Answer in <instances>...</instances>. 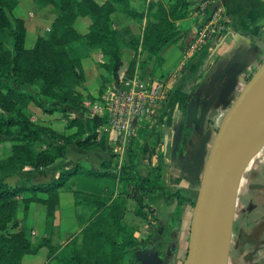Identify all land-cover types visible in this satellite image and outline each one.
I'll return each instance as SVG.
<instances>
[{
  "label": "trees",
  "instance_id": "obj_1",
  "mask_svg": "<svg viewBox=\"0 0 264 264\" xmlns=\"http://www.w3.org/2000/svg\"><path fill=\"white\" fill-rule=\"evenodd\" d=\"M33 1L38 7L55 6L57 15L48 35L38 37L32 48H26L27 29L24 20L20 17L10 18L7 13L16 7L17 0H0V139L12 143L10 155L0 160V264H22V258L26 254L35 253L41 246H47L50 253L56 249L49 244L48 236L33 243L31 234L18 227V195H22L24 210L29 209L35 202L44 205L46 223L49 225L58 205V191L66 185L69 178L80 173L92 179L116 176L112 171L115 156L111 155L107 161L101 163L98 172L82 169L76 164L72 168L61 169L58 177L50 181L30 182L27 185H10L5 181L8 177L20 175L25 169L33 172L62 160L66 156V146L70 143L75 142L76 146L83 149L107 147L105 137H98L97 133L98 126L107 122L106 114L77 118L70 117L66 109L55 107L57 103L82 110L86 108L85 96L77 89L85 78L82 57L76 56L71 45L83 40L91 52L99 51L108 57L100 67L109 76L101 75L100 79L102 84H109L116 79L122 66L120 43L117 30L113 27L112 14L119 10L138 21L145 16L146 22L141 34L132 39L128 46L137 52V46L140 45L141 51L147 56L144 59L138 57V62L131 63L127 72L131 73L136 65L142 68L153 61L151 76H154L163 63L160 51L179 37L177 21L188 16L190 3V0H168L166 3L162 0H148L144 13L131 10L128 0H106L103 3L95 0ZM208 11L211 12L209 9ZM78 17H87L90 20L85 33L79 32L75 27ZM257 67L245 74L246 81ZM23 86L36 87L42 96L54 101L55 105L49 111L62 112L66 119V128L75 127L76 130L58 133L49 126L32 121L23 108L32 101L40 102L36 94L21 89ZM184 117L185 113L182 119ZM46 136L52 138L54 143H48L47 149H37L36 141H43ZM139 165L140 157L129 145L127 160L120 167L121 180L132 183L136 203L134 214L147 219L153 215V210L145 203V199L156 191H160V194L162 192V195L167 193L161 182L163 164L153 167L147 175L140 172ZM86 184L90 185L89 190L92 193L100 192L96 181H86ZM180 191L176 190L168 195L181 199ZM27 193L31 195H24ZM110 193L111 191L108 194ZM78 195L79 192H75L76 198ZM85 197L94 198L91 193ZM94 199L96 203L90 216L78 219L81 230L75 237L80 243L72 248L65 263L124 264L125 257L131 251L129 264H138L139 259L135 252L140 250L142 243L137 242L134 235L137 226H129L123 222V200L108 197ZM190 204L193 206L194 202L191 201ZM180 206L178 200V213L181 211ZM68 245L73 246V243Z\"/></svg>",
  "mask_w": 264,
  "mask_h": 264
},
{
  "label": "crops",
  "instance_id": "obj_2",
  "mask_svg": "<svg viewBox=\"0 0 264 264\" xmlns=\"http://www.w3.org/2000/svg\"><path fill=\"white\" fill-rule=\"evenodd\" d=\"M96 1L103 3L106 0ZM216 2H219V6L216 8L221 12L225 28L223 32L213 35L202 49L195 53L188 50V44L196 35L195 17L188 16L177 21V25L180 28L179 37L168 43L160 51L163 63L156 75L151 76L153 61H150L142 68L137 65L134 68V70L138 69V73L146 82L160 81L166 92L154 121L141 128L138 131L137 137L129 144L131 148L136 147V153L140 157L139 170L141 173L147 175L151 173L153 167L161 165V163L163 164L161 182L164 186L163 190L167 193H163L162 195L161 192L158 196H150L148 200L145 199V203H148L153 210L155 216L154 223L158 226L159 224L163 225L167 218L170 220L177 205L176 197L169 196L168 193L171 194L176 190L182 189L183 179L189 181L195 179L190 165L191 158L200 148V144H202L206 133L210 131V138L205 143V150L207 149L211 143L214 130L217 128L226 110L222 104L211 105L203 120L202 128L199 129V125L195 124L194 120L190 121L192 122L190 125L185 123L188 104L198 95L196 117H199L203 105L208 100L207 97L213 94V86H211L208 77L216 69L219 62L228 61L237 56L238 67L241 68V71L237 77L235 90L231 95L233 100L245 83V74L251 71L257 62L264 59V0H211L210 5ZM147 3L148 0H128L129 8L137 12L145 13ZM19 5L18 2L16 6ZM24 8L26 17L20 18L24 20L28 31L30 23L38 21L36 15L38 11L34 4L30 6L25 5ZM112 21L113 27L117 30V39L120 43L122 55V66L118 70L119 72L120 70L127 69L131 63L138 62V57L144 59L147 56L145 52L141 51L140 45L137 46V52L128 46V43L132 39L141 34L146 17L144 16L141 21H138L117 10L112 14ZM107 59L108 57L99 51H93L81 58V65L85 76L80 86L83 90L82 92L88 91L94 94L95 89L98 86L100 87V76H109L100 67ZM132 72H127V74L131 75ZM116 80L117 77L112 81ZM96 102L85 100V110L74 108L78 112L76 115L73 114L70 117L87 118L93 115H104L102 107ZM214 103L216 104L217 101L215 100ZM59 105L66 110L69 107L73 108L65 104ZM184 113L185 121L182 126V136L177 150V154L182 159H178L177 162L170 164V152L175 125ZM31 120L33 121V119ZM62 123L65 127L66 122L62 121ZM42 124L44 125V123ZM48 126L52 127L53 125L48 123ZM52 129L54 128L52 127ZM142 129L143 131L140 133ZM97 133L98 137H105L107 145L105 149L100 147L83 149L76 146L75 142L68 144L66 146V156L59 162L60 166L53 169L48 168V171L45 172L48 179L45 181L57 178L61 169H69L76 164L81 166L82 169L98 172L101 169V163L107 161L111 155H114L115 158L119 156L122 161L124 159L127 160V152L126 154H122L118 151L116 147L117 134L107 123L100 124L97 128ZM136 141L138 146L133 147L132 145ZM167 161L169 163H166ZM256 161L254 162V167L251 168L252 172L249 173L252 181L248 182L247 188L245 187L246 189H241L240 185L236 189L235 204L236 206L238 205L234 221L236 227L234 238L236 242L234 250L236 258L234 257L235 260L233 259L234 263H232L231 261L233 260L230 258L229 248L227 264H264V156L257 155ZM249 175L247 176L249 177ZM12 179L14 178L8 177L5 181L10 185H15L12 184ZM100 179L99 177H93L92 179V177L81 173L69 178L66 185L58 191V205L49 225L46 223L45 206L40 203L30 206L25 213V217L31 225V241L35 243L41 238L48 236L49 244L56 247V249L53 253H50L47 246H41L35 253L26 255H35L40 250L45 249V264L47 262L49 264L55 253L68 245L71 238L79 234L81 226L78 223V219H86L91 213L83 214L81 212V209H86L88 205H85V202L81 199L76 198L75 192L78 191L80 196H88L90 193L92 197L98 196L104 190ZM90 180L97 182L98 189H100L99 193H92L89 189H80L78 187V181L85 185L84 183ZM31 182L36 181L31 180ZM141 220L136 217L132 224L138 225L139 229H141L146 225ZM141 254L142 256L144 255L143 253ZM25 256L22 258V264H25ZM139 256L141 257L140 254ZM178 260L172 258L165 264H179ZM28 264H32V262L29 261ZM125 264H129V261ZM138 264H140V260Z\"/></svg>",
  "mask_w": 264,
  "mask_h": 264
},
{
  "label": "water",
  "instance_id": "obj_3",
  "mask_svg": "<svg viewBox=\"0 0 264 264\" xmlns=\"http://www.w3.org/2000/svg\"><path fill=\"white\" fill-rule=\"evenodd\" d=\"M219 6L213 3L210 10ZM237 56L228 61H221L208 80L213 86V94L207 97L199 117H196L198 95L188 104L186 117L175 125L170 152V164L180 158L177 154L182 136L184 121L193 122L202 128L203 120L211 105H224L225 113L212 135L208 152L205 143L210 138V131L203 138L200 148L191 158L194 177L200 174L199 187L190 218L185 257L182 264H227L229 245L219 255V237L228 195L234 184L235 196L238 180L254 151L264 142V136L249 152L253 136L264 129V60L243 84L232 100L237 77ZM217 101L215 104L214 101ZM206 155V158H205ZM166 163H169L168 161ZM235 199V197H234ZM136 251L140 264H162L156 254L143 255ZM141 255V257L139 256Z\"/></svg>",
  "mask_w": 264,
  "mask_h": 264
},
{
  "label": "rangeland",
  "instance_id": "obj_4",
  "mask_svg": "<svg viewBox=\"0 0 264 264\" xmlns=\"http://www.w3.org/2000/svg\"><path fill=\"white\" fill-rule=\"evenodd\" d=\"M162 1L164 3L168 2V0H162ZM18 2L20 4L19 6H16L12 11H7L10 18L23 17V16L26 17V13L23 10L25 9L24 8L25 5L30 6L34 4L38 11L36 13L38 21L36 20L37 22L34 21V23L33 22L30 23L29 25L30 27H29V30L26 32V38H25V47L32 48L34 44L36 43L38 37L40 36L46 37L48 35L53 19L57 15V8L53 5L38 7V5H36V3L33 0H18L17 3ZM199 4H200V0H190L189 8H188L189 9L188 16H192V17L197 16L196 12L199 10ZM222 21L224 22L223 19ZM89 23H90L89 18L78 17L75 20V27L79 32L85 33L88 30ZM71 47L74 49V52L76 56L78 57H85L91 53V50L89 49V47L85 44L83 40L73 43ZM261 61L263 60H260L259 62H257L255 67H257L261 63ZM244 82H246L245 77H244ZM101 84H100V87L98 86L95 89L94 94H92L91 92L89 93L88 91L82 92L83 90L82 88H80L81 84L77 86V89L84 94L85 100L87 101L94 100L95 102L97 101L96 103H99V105L103 108L105 102L102 96L105 92V89L108 87L110 83L108 84L107 82H105L102 85ZM21 89L33 92L38 97V100L40 103H36L32 101L25 108H23L24 113L27 114L31 119H33L35 123L40 124V125H43L42 123H44L43 126H47V127H48V123L52 124L53 125L52 127L58 133H62V132L70 133L76 130L75 127L67 129L66 126L64 127L62 125L63 124L62 121L66 122L65 121L66 119L63 118L62 112L49 111V109L53 108L55 103L51 99H48L42 96L39 93L38 88L33 87V86H23ZM56 106L61 107L57 103L55 107ZM69 109L66 112L70 116H73V114L76 115L78 112L74 108L69 107ZM142 131L143 129L140 131V133H142ZM215 131H216V128L214 132ZM48 143H54V140L46 136L44 137L43 141H39V142L36 141V148L37 149H47ZM11 146H12L11 141L6 140V139H0V160H3L4 158L10 155ZM132 146L133 147L138 146L137 141ZM209 147H210V144L208 145L206 149L207 152L209 150ZM259 154L261 156L262 155L264 156V142L251 155V157L249 158L244 168V171L241 177L238 180L237 186L240 185L241 189L242 188L246 189L248 182L252 181V178L249 175V173L252 172L251 168L254 167L253 166L254 162L256 161L257 155ZM205 158H206V155H205ZM114 160H115L114 165H113L114 168H112L113 169L112 171L116 174V176L114 178H107V179L101 178L100 182H102V186L104 187V190H102V192L98 194V196H95L94 198L108 197L109 199H118V200L122 199L125 204V213L123 216V222L129 226H133L135 224H132V222L137 217V218L142 219L141 221H143L146 224L141 229H139V226L136 225L137 227L134 232L137 242L142 243L140 247L141 252L144 255L156 254L158 258L161 260L162 264H165L168 260H171L172 258L179 259L178 260L179 264H181L183 261V258L185 257V253H186L188 230H189L190 218H191L192 208H193L190 202L191 201L194 202L196 199L201 173L199 172V174L195 176L194 180L189 181L187 179L186 180L183 179L182 189H180L181 199L176 198L177 203H178V200L180 201L181 211L178 213L175 207L170 220L167 218L165 220V223H163V225L159 224L158 226L156 223H154L155 222L154 213L151 217L149 216V218L147 219H143L134 214L136 203L133 197L132 186H131L132 183L130 182L126 183V181H122L121 175H120L121 164H124L126 160L124 159L122 161V159H120L119 156H116ZM59 162L60 161H56L52 165H49L50 167L48 166L40 167L37 171H33V172L29 169H25L20 175L11 176L12 178H14L12 179V184H15V185L16 184L17 185L26 184L27 185L31 182V180H35L36 182H44L46 179H48L47 175H45L46 174L45 172L48 171V168L53 169V168L59 167L60 166ZM247 175H249V177ZM36 178H40V179L37 180ZM77 184L80 189H90V185L86 183H84L85 185H83L81 184L80 181H78ZM110 191L111 193L108 194ZM159 194H160V191H156L154 194L149 195V197L158 196ZM24 195L29 196L31 194L27 193ZM21 196L22 195H18L17 197V200L19 202L17 212H16V218H17V222L19 225L18 227L24 228L27 233L31 234L30 222L27 221L25 217L26 216L25 213L28 211V209L24 210L23 208L24 206L22 204L23 202L21 201ZM149 197H147L146 200H148ZM77 198L84 201L85 205H88L87 207L85 206L86 209H83V210L81 209V212H83V214L92 213L93 208H94V203H96L94 201L96 199L90 198V197L86 198L85 196H80V195H78ZM36 203L38 202L33 203L31 206H33ZM237 209H238V205L236 206L235 199H234V210H233V216H232V222H231L232 223L231 224V237H230V242H229L230 258L232 260L234 259V257L236 258V252L234 251L235 244H236L235 239H234L235 234H236V227H235L234 221L236 219ZM71 242L73 243V246L68 245L66 248H62L59 252H56L55 256L50 260L49 264H66L65 262H67V259L70 256L72 248H75L76 245H79L80 240L77 239V237H73L70 239V243ZM45 254H46L45 249H43V250H40L35 255H26L25 264H28L29 261H31L32 264H45L46 263ZM178 255L180 256L179 258H178ZM131 257H132L131 251H129V253L125 257L124 264L128 263ZM234 260L231 262L234 263Z\"/></svg>",
  "mask_w": 264,
  "mask_h": 264
},
{
  "label": "built area",
  "instance_id": "obj_5",
  "mask_svg": "<svg viewBox=\"0 0 264 264\" xmlns=\"http://www.w3.org/2000/svg\"><path fill=\"white\" fill-rule=\"evenodd\" d=\"M211 0H200L195 17L196 35L188 44V50L197 52L215 34L223 32L225 25L218 8L210 10ZM208 9L211 11L209 12ZM166 92L160 81L146 82L136 68L131 75L120 70L117 80L112 81L103 94V114L107 124L117 134L116 147L126 154L129 144L141 128L151 124L165 98Z\"/></svg>",
  "mask_w": 264,
  "mask_h": 264
},
{
  "label": "bare ground",
  "instance_id": "obj_6",
  "mask_svg": "<svg viewBox=\"0 0 264 264\" xmlns=\"http://www.w3.org/2000/svg\"><path fill=\"white\" fill-rule=\"evenodd\" d=\"M263 132H264V129H262L261 131H258V133L252 138L251 143L249 145V149H248L249 152L257 145L258 141L264 136ZM259 136L260 138H258ZM234 184L232 188L230 189V192L228 195V202H227L226 210L223 216L222 225L220 229V237H219L220 257L222 253L224 252V250H226V248L228 247L229 242H230V237H231V224H232L231 222H232V216H233V210H234V197H235Z\"/></svg>",
  "mask_w": 264,
  "mask_h": 264
}]
</instances>
